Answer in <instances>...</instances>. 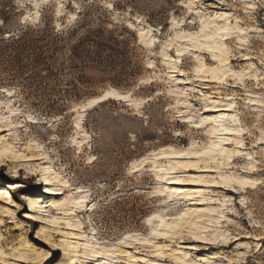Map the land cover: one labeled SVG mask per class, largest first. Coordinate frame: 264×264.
Here are the masks:
<instances>
[{"label":"rangeland","instance_id":"rangeland-1","mask_svg":"<svg viewBox=\"0 0 264 264\" xmlns=\"http://www.w3.org/2000/svg\"><path fill=\"white\" fill-rule=\"evenodd\" d=\"M5 3L14 9L0 41L82 19L121 40L134 34L137 49L86 70L88 86L66 71L52 89L93 95L52 115L30 106L0 42V264H264V0ZM111 89L127 99L81 110ZM221 113L235 121L210 136ZM40 169L57 194H44Z\"/></svg>","mask_w":264,"mask_h":264},{"label":"trees","instance_id":"trees-1","mask_svg":"<svg viewBox=\"0 0 264 264\" xmlns=\"http://www.w3.org/2000/svg\"><path fill=\"white\" fill-rule=\"evenodd\" d=\"M0 7L3 9L0 10L2 24H6V16L12 12L10 9H14V4L5 3ZM100 23L104 24L103 21ZM114 33L105 32L98 24L90 30L80 19L61 30L44 22L33 28L24 27L0 42L12 50L10 62L12 68H16L13 80L19 81L24 88L21 92L27 101H31L30 106L42 113L56 115L62 113L68 103L80 102L93 95L88 91L52 89L51 86H59L69 75L66 71L78 75L74 81L80 86H88L91 80L86 70L105 72L110 66L117 65L128 52L132 54L137 49L134 34L127 32V39L121 40ZM131 45L134 47L130 48ZM107 51L110 55L105 56ZM8 71L12 72L11 69Z\"/></svg>","mask_w":264,"mask_h":264},{"label":"bare ground","instance_id":"bare-ground-1","mask_svg":"<svg viewBox=\"0 0 264 264\" xmlns=\"http://www.w3.org/2000/svg\"><path fill=\"white\" fill-rule=\"evenodd\" d=\"M131 28H134V27H131ZM139 36H140V38H143L145 35H147L148 34V32H147V30H145V29H140V31H139ZM220 52H222V54H225L226 52L224 51V50H219ZM10 94L8 93V96H9ZM125 97H128V96H124L123 94H120V92H118V91H115V90H113V89H111V90H108V91H106L103 95H101L99 98H97V99H92L91 101H89L85 106H82L81 107V110L82 109H84L85 107H87L88 109H90L91 107H93L94 105H96V104H98V103H101V102H103V101H105L106 99H116V100H120V101H125L126 99H125ZM230 108H231V106H228V108H224V109H219V110H216L215 112H231V110H230ZM83 111V110H82ZM221 119L219 120V118H218V116H215V117H210V119H213V121H212V125H211V129L209 130V135L210 136H215V135H219V134H216L217 132H219L218 131V129L219 128H222V126L224 125V123H226V121H231V122H234L235 121V119H234V117H231V118H229V119H224V117H225V115L224 114H222L221 113ZM207 121H209L208 119H205V120H201L200 121V123H202V124H204V123H206ZM226 129L224 128V131H225ZM211 145H213L214 144V142H211L210 143ZM226 152L225 151H222V152H219V154H221V155H224ZM180 153H176L175 155H179ZM229 155V154H228ZM164 156H166V155H162L161 157H164ZM47 171H48V169H40V173L42 174L41 175V177H40V184L41 185H43L44 186V194H47V195H55V194H57V192L55 193L54 191L55 190H53V189H50L49 188V184H48V180H47V178L45 177L46 176V174H47ZM148 171H153V169H148ZM57 177V176H56ZM255 183V181H252V183H250L251 185H253ZM169 185H175V186H179V185H184V183H181V181L180 180H178V179H175V180H169ZM10 189H18V185H17V183H15V184H13V185H10ZM248 190L250 189V188H247ZM166 190H169V191H171V189L170 188H167ZM226 190V189H225ZM227 191V190H226ZM229 192H232V191H229ZM159 193H163V191L162 190H159ZM170 195V194H169ZM85 197H82V196H80V197H78V199H76V198H73V201H76L77 202V204H79V205H84V202H85ZM28 200H29V202H30V207L32 208V209H35V203H34V201L35 200H39L38 198H34L33 196L32 197H29L28 198ZM32 220H34L35 219V216L33 215L32 216ZM80 227H78V229H79ZM72 237H73V239H75V238H77V235L76 234H72ZM260 240V239H259ZM89 247H91V246H88V248ZM92 248V250H93V247H91ZM84 251H85V249H83ZM92 254V253H91ZM95 255H96V257L95 258H97V259H99V258H101L102 256H104V253L102 252V251H98L97 253H94ZM83 255H86V254H83ZM76 257V256H75ZM91 257H93V256H91ZM77 259L78 260H81L82 259V255H77ZM87 259V258H86ZM96 259V260H97ZM82 264H88V262L84 259L83 260V262H81Z\"/></svg>","mask_w":264,"mask_h":264},{"label":"snow or ice","instance_id":"snow-or-ice-1","mask_svg":"<svg viewBox=\"0 0 264 264\" xmlns=\"http://www.w3.org/2000/svg\"><path fill=\"white\" fill-rule=\"evenodd\" d=\"M219 19H223V17H218ZM219 36V33H217L216 35H211V36H204L203 39L206 40V41H213V40H216L217 37ZM185 39H187L188 41H190L191 43L193 44H199L200 42V38L199 37H195V36H187L185 37ZM209 51H213V49L210 47L208 48ZM125 99H127V97H125ZM29 119H32L31 117H29ZM214 147H218L217 145H212V146H209L208 149H206L204 152H201V153H198L199 155H207L209 154L211 151H212V148ZM181 155H185V153H181ZM0 199H3L2 196H0ZM9 203H11V201H9ZM63 203V202H62ZM5 211L7 212V209H5ZM184 214H181V217L183 216ZM180 217H177V219H179ZM53 224L57 223V221L53 220L51 221ZM154 235H159L158 232H154L153 233Z\"/></svg>","mask_w":264,"mask_h":264},{"label":"water","instance_id":"water-1","mask_svg":"<svg viewBox=\"0 0 264 264\" xmlns=\"http://www.w3.org/2000/svg\"><path fill=\"white\" fill-rule=\"evenodd\" d=\"M99 98V97H98ZM97 99V98H96ZM91 101V100H90ZM89 102V101H88Z\"/></svg>","mask_w":264,"mask_h":264}]
</instances>
